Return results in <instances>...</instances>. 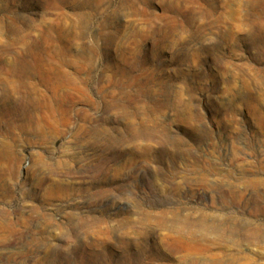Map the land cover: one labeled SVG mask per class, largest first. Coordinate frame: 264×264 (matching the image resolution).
I'll return each mask as SVG.
<instances>
[{"label":"rangeland","instance_id":"rangeland-1","mask_svg":"<svg viewBox=\"0 0 264 264\" xmlns=\"http://www.w3.org/2000/svg\"><path fill=\"white\" fill-rule=\"evenodd\" d=\"M179 209L264 210V0H0V264H179Z\"/></svg>","mask_w":264,"mask_h":264},{"label":"bare ground","instance_id":"bare-ground-1","mask_svg":"<svg viewBox=\"0 0 264 264\" xmlns=\"http://www.w3.org/2000/svg\"><path fill=\"white\" fill-rule=\"evenodd\" d=\"M53 167L64 168L68 172L71 170L67 164ZM189 209H183L185 213L179 209L156 215V226L175 233L161 234L159 238L162 236L160 241L171 244L170 252L179 254V264H238L240 259L250 258V255L242 252L241 247L264 243V221L259 220L261 216L264 219V210H258L257 217L248 218L232 212L208 213L204 210L195 217V210ZM162 249L159 248V253L165 256L168 264H173V260L166 257L170 254ZM212 250H217L219 254L211 253ZM260 256L264 260V255Z\"/></svg>","mask_w":264,"mask_h":264}]
</instances>
